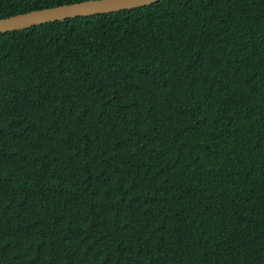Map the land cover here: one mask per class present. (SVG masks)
Returning <instances> with one entry per match:
<instances>
[{"label": "trees", "instance_id": "obj_1", "mask_svg": "<svg viewBox=\"0 0 264 264\" xmlns=\"http://www.w3.org/2000/svg\"><path fill=\"white\" fill-rule=\"evenodd\" d=\"M0 264H264V0L0 33Z\"/></svg>", "mask_w": 264, "mask_h": 264}, {"label": "water", "instance_id": "obj_2", "mask_svg": "<svg viewBox=\"0 0 264 264\" xmlns=\"http://www.w3.org/2000/svg\"><path fill=\"white\" fill-rule=\"evenodd\" d=\"M160 1L164 0H90L63 5L0 19V33L19 31L37 25L64 21L71 18L131 10L153 5Z\"/></svg>", "mask_w": 264, "mask_h": 264}]
</instances>
